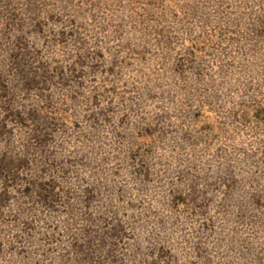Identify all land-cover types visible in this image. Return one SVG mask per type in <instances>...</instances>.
Returning a JSON list of instances; mask_svg holds the SVG:
<instances>
[{"label":"rangeland","instance_id":"obj_1","mask_svg":"<svg viewBox=\"0 0 264 264\" xmlns=\"http://www.w3.org/2000/svg\"><path fill=\"white\" fill-rule=\"evenodd\" d=\"M0 264H264V0H0Z\"/></svg>","mask_w":264,"mask_h":264}]
</instances>
